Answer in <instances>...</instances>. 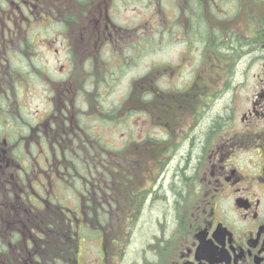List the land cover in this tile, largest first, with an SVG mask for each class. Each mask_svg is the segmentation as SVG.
I'll list each match as a JSON object with an SVG mask.
<instances>
[{
  "label": "flooded vegetation",
  "instance_id": "af4514ba",
  "mask_svg": "<svg viewBox=\"0 0 264 264\" xmlns=\"http://www.w3.org/2000/svg\"><path fill=\"white\" fill-rule=\"evenodd\" d=\"M149 2L171 8L151 31L141 15L130 20V0H0V213L13 212L0 239L8 241L13 232L26 246L34 243L38 235L30 229L41 225L34 209L46 208L62 215L65 231L76 228L77 242L88 228L82 215L93 219L89 224L102 244L116 213L126 233L137 218L142 222L139 264H264V30L242 12L249 5L242 0ZM52 24L56 38L47 34ZM168 41L183 52L170 65H149L144 75L159 66V75L170 70L173 78L145 77L152 85L141 83L135 110L129 109L130 86L122 103L111 104L117 78ZM56 44L60 49L52 51ZM46 50L64 61L57 77L34 63ZM201 68L213 77H198ZM71 70L82 71L79 80ZM39 84L48 108L32 115L18 98ZM165 96L172 101L164 103L170 122L144 128L135 146L139 155L157 153L153 174L146 173L137 190L130 186L132 172L124 173L123 186L108 187L104 180L115 170L136 167L124 155L135 142L127 128L132 114L153 115L152 102ZM81 97L92 122L124 129L120 147L85 132ZM20 116L24 131L16 129ZM81 134L93 158L73 156ZM117 160L122 164H113ZM66 187L74 191L68 197ZM165 202L170 205L159 216L146 217ZM107 256L99 247V257Z\"/></svg>",
  "mask_w": 264,
  "mask_h": 264
},
{
  "label": "rangeland",
  "instance_id": "374dc122",
  "mask_svg": "<svg viewBox=\"0 0 264 264\" xmlns=\"http://www.w3.org/2000/svg\"><path fill=\"white\" fill-rule=\"evenodd\" d=\"M251 4L252 5H242L241 6L242 11H248L253 14L257 12L256 13L257 18L261 17V13L264 15V0H254V3H251ZM254 6H256V10ZM170 10H171L170 3L168 2H165L162 6V5H153L149 2V0H146V1L130 0V5L128 8V13H129L128 17L132 21L133 19L137 18V15H141L142 18L144 19L146 28L151 31L159 27L156 25L160 21V14H164L168 16L170 14ZM161 11L163 13H161ZM244 22L245 20L242 21L243 26H245ZM57 29H58L57 24H52V27L50 28L49 33L47 34L50 37H53V35H56L54 37L56 38L58 37ZM59 40L61 39L56 40V42H59ZM173 41H174V38H173ZM156 45H158V43H156ZM54 48H58V44L53 46L52 51ZM182 48L183 46L180 44L175 45L174 42L173 44H170L169 41L164 42L163 44H161L159 48H156V49L153 48L151 51H148L145 54L144 60H140L142 62L141 65L134 67V65H136L134 64L133 67L132 66L127 67V69L125 70V74L119 76L115 84L111 87V89H113L111 90L112 97H110L111 104L114 103L116 105H119L120 103H122L128 91L127 86L128 88L130 86L129 90H131V95H130L131 98L129 102V109L135 110L134 107L136 105L139 106V100L136 98V94L139 92L141 83L145 84L148 88H151V85H152L151 81H147L145 77L147 79L153 78L154 76L157 78L160 77L162 74L159 75L158 72L161 71V69L164 67H159V66L155 68L152 67L151 72L148 73L147 75H144L146 68L149 65L151 66L153 63L155 65H160V64L170 65L172 61L176 60L178 54L183 52ZM59 49L60 48H58V50ZM36 56L37 58L34 60V63L37 66V68L39 70L42 68H44L45 70L47 68L45 72L46 73L48 72L49 75L52 76L53 78L59 76L62 73L61 71H64V70H61L60 68L61 67L60 64H64V61L61 63V59L60 58L57 59V57H54L53 52L51 54H48L46 50V53H44L43 55L36 54ZM20 69L21 68H19V70ZM200 71L202 73L198 75V77H213L212 73H210L209 75H206L205 70L203 68H201ZM81 72L79 74V70L70 71L72 76H75L77 74V76L73 78L78 79V80L82 74ZM173 73L174 72H170L169 70L168 74H163L162 77L164 78L169 77V80H170L173 78ZM126 74L129 75L128 78L124 77ZM186 74L187 73H185V75ZM140 75L142 76L140 77ZM80 82H82V80ZM164 83L168 84L169 81H164ZM40 84L43 85V83H40ZM40 84L34 87V91L32 93L31 91H26L22 99L21 97L18 98V105L25 104L26 105L25 107L31 112V114H32V111H35V109H39V110L41 109L43 111L44 109L48 108V106L44 104V102L46 103V99L44 101L45 94L42 91V89H40L41 87ZM157 85L158 87L160 85L159 79L157 80ZM91 97L92 96L88 95V98H86L88 104L91 101ZM78 101H79V109L84 112V113L83 112L81 113V119H79V121L82 120V122L85 124L84 127L89 128V129L84 128L85 132H88V135H91L92 139L96 136L95 141H97V143L107 144V142L108 143L110 142L113 144V147H120L123 142L122 132L124 131V129L119 128L118 123H117V127L113 125L106 126L103 120L101 119H97L96 121L92 122V119L90 118L92 114L90 115L86 114L87 109H88L87 104L85 103L82 97L79 98ZM164 103L169 106L172 105L170 96H165V98L161 100L160 102H157V101L152 102V105L154 106L155 111H153L154 114L149 117L141 116L142 111L140 114L139 113L132 114V118H130L128 121L127 128L129 130L128 133H131L130 135L133 136V140H135V142L134 144L129 145L127 150H124V155L126 157L127 163L136 164V167H133V166L129 167V165L127 166L126 162H124L123 164L126 165V170H122V172H118L117 170H115V173H113V175H110V179L108 181L106 179L104 180L105 184L108 187L112 188L113 186H116V187L123 186L124 173L132 172L135 178L132 182H130V186L132 189L137 190L140 188V185H144L146 183V182H143V180L147 179L146 173L153 174L154 170L151 168L153 166L152 161L157 158L156 157L157 153L154 152V153L139 155L140 148H138V150H135L136 148L135 146L138 143V140L141 138L144 128H145V131H149L150 127H153L156 124L159 126H163L161 121H163V123L165 120L170 122L169 118L165 117L166 110L168 109H167V106L164 105ZM87 116L90 119L87 118ZM75 147H77L78 149H75V153L73 152L74 154L73 156H75L76 154L82 153L85 157H87V159L93 158L92 152H90L91 151L90 145H89L88 140H86L85 134H81V139L78 141V144H76ZM113 153H116V151H114ZM131 153H134L137 155L134 156L133 154L131 155ZM117 154H118L117 157L122 161V158L124 157L123 151L122 150L118 151ZM112 157L115 158L116 156H112ZM136 157L139 160H134ZM119 163H121L119 160H117V162H113V164H119ZM140 165H145V166L144 168H140ZM113 168L117 169V165H115ZM128 185L129 184H127V186ZM15 193H17L16 190H15ZM159 212H160L159 208L156 207L154 211H152L151 213H147L146 217L154 219L160 215ZM104 214L105 212L101 213V216H104ZM119 216L120 214L118 215L116 213L111 214L110 219H111V222H113L112 226H108L107 229L104 226L105 227L104 233H108L110 235L106 239H103L104 241H102V244H100L101 242H98L97 240L101 234L93 237V242H96L93 244L91 243V238L82 240V236H81L79 245L76 244V248H75V250L77 251L76 253L72 252L74 250V246H70V249H68L65 246H61L60 244H58L57 248L56 246H54V250H56V252L53 256L61 261H66L65 260L66 258L73 257V261L70 264H139L138 251L140 248V244L143 242V239L145 237L144 232H143L144 228L141 226L142 222L138 221V218H137V220L135 221V224L131 226L132 228L126 233V231L123 229L122 220L120 219ZM52 217L54 219L49 222L50 224L46 223V225H43V222L39 220V222L43 226L42 228H40V230L46 229V226L51 225L55 227L53 231V235L58 234L59 236H61L65 232L64 226L62 225L63 217L60 214L59 216L53 215ZM36 221H38V219ZM82 221H86L85 226L88 227V230L95 229L89 224V222H92L94 220L91 219L90 221L88 216H86L85 214L82 215ZM45 232L48 233V231L46 230ZM35 233H37V231H35ZM122 237H124V240H123V243H120V241H122L121 240ZM108 240H110V242L112 241V243H109ZM99 247L106 255L108 254V256L105 257V259H102L97 255L99 253ZM24 257L26 256L24 255ZM30 259L31 258H27V260L24 261L22 264H29Z\"/></svg>",
  "mask_w": 264,
  "mask_h": 264
},
{
  "label": "trees",
  "instance_id": "16d2710c",
  "mask_svg": "<svg viewBox=\"0 0 264 264\" xmlns=\"http://www.w3.org/2000/svg\"><path fill=\"white\" fill-rule=\"evenodd\" d=\"M262 16V15H261ZM263 17V16H262ZM257 26L258 29L264 30V19L263 18H257ZM262 37V36H261ZM118 109V108H117ZM121 113V111H119ZM26 119L23 116H20L17 120V128L18 130L24 131V126H26L27 122L25 123ZM15 129V130H16ZM15 132V131H14ZM10 140H15V135L13 133H10ZM19 139V138H18ZM15 142V141H14ZM22 143H19V146ZM16 155L19 156L22 153L21 149H16ZM62 154V152H61ZM72 158V155H69ZM181 166V165H180ZM179 166V167H180ZM181 168V167H180ZM175 176H178V170H175ZM170 203H162L158 205V208L160 211H163L164 209L168 208ZM38 218H41V221L43 223H49L51 219H44L42 216L44 212L36 211ZM12 219L13 218V212H8V215L5 213H0V234L3 235L4 232H7V225L5 218ZM50 224V223H49ZM43 227V226H42ZM41 227V228H42ZM54 226L48 225L46 229L40 230V233L43 234V240L39 241L38 245L33 247L31 251L36 252L38 254V257L35 258L34 264H70L73 260L70 258H66V261H61L54 257L56 250H54V246H58V243L60 244V237L58 234L53 235ZM48 231V233L45 232ZM21 235H15L13 232H11L7 238H9L8 241H1L0 239V264H22L24 261L20 259V257H23V255H26L30 252L28 249L26 250V247L20 240ZM55 237V238H54ZM0 238L2 236L0 235ZM64 241L67 242V240L64 239ZM68 245V244H67ZM22 255V256H20ZM139 262V261H138Z\"/></svg>",
  "mask_w": 264,
  "mask_h": 264
}]
</instances>
